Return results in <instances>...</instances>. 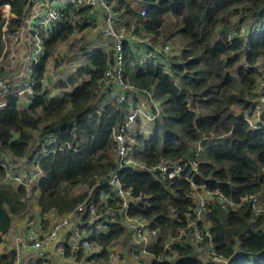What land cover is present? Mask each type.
Returning <instances> with one entry per match:
<instances>
[{
    "label": "trees",
    "instance_id": "obj_1",
    "mask_svg": "<svg viewBox=\"0 0 264 264\" xmlns=\"http://www.w3.org/2000/svg\"><path fill=\"white\" fill-rule=\"evenodd\" d=\"M110 1L116 2L123 26L140 27L139 31L157 38H165L170 30V37H182L184 43L182 54L170 59V74L154 60L139 67L130 45L124 49L125 80L153 89L162 107L149 124L151 135L141 133L140 119L133 128L134 158L145 167H127L120 173L124 188L134 195L129 213L149 219L161 230L152 252L176 253L175 259L153 260L151 264H264V215H253L249 204L228 210L218 201L209 203L207 221L215 246L212 258L196 259L189 242L163 252L169 236L178 235L189 223L195 206L193 185L219 189L235 200L247 194L264 196V121L254 128L250 120L255 88L264 76V32L249 44L227 37L233 17L250 15L254 22L262 20L264 0ZM30 4L31 0H0V58L6 40L25 26ZM5 5L10 6L9 18L4 16ZM145 8L147 14L142 16ZM85 10L89 14L88 9L82 14L86 15ZM170 20L172 29L166 25ZM45 31V55L32 72L39 81L31 103L23 106L18 96L21 87H14L4 93L7 104L0 110V161L3 153L29 165L40 159L37 187L42 193L32 197L24 185L3 182L5 171L0 165V241L12 229L14 217L25 215L33 200L42 216L52 212L63 215L88 195L80 188L83 185L91 188L100 182L99 194L112 191L106 181L116 166L114 131L127 113L126 106L106 96L102 87L106 69L110 62L115 63L114 51L111 48L108 54L103 47L91 51L83 47L85 65L60 85L65 91L57 96L40 80L49 59L69 40L75 26L66 22ZM51 133L58 134V141L48 146L55 151L43 155L42 139ZM162 158L180 162L181 175L163 179L154 168ZM119 202L109 199L107 206L99 209L105 211ZM124 231L117 221L109 224L108 231L95 233L92 240L102 244L107 257L105 248ZM16 256V248L0 253V264H15ZM66 256L80 261L84 251L72 254L67 248Z\"/></svg>",
    "mask_w": 264,
    "mask_h": 264
},
{
    "label": "built area",
    "instance_id": "obj_2",
    "mask_svg": "<svg viewBox=\"0 0 264 264\" xmlns=\"http://www.w3.org/2000/svg\"><path fill=\"white\" fill-rule=\"evenodd\" d=\"M8 8V6L5 5ZM80 9H88L89 13L98 19L101 13L103 15L104 25L102 27L101 36L112 45L115 54V63L110 65L105 71L102 79V87L108 97L116 100L120 105L127 108L126 118L119 128L114 131V139L116 143V166L110 173L108 181L111 186V193H98L100 182L88 188V195L81 201L76 208L66 214L60 215L55 213L51 227L44 232L30 228L26 234L16 239V261L15 264H21L22 252L26 249H33L41 260L51 258L52 251L66 256V249H70L71 253L79 250L84 251V258L92 261H101V264H119V260L114 262L115 246L113 243L118 241L120 237L114 240L105 249L107 257L103 256L104 247L97 241L92 240L95 233L108 231V226L117 218L121 219L122 226L132 237V244L135 245L137 260H145L138 264H151L153 260L170 259V255L152 252L151 249L159 243L161 230L154 227L153 222L142 216H133L129 213L130 203L134 200L131 189L124 188L120 173L127 167L140 166L145 167L143 163L135 160L133 153L132 132L134 125L140 119L143 122L141 133L151 135L152 130L149 124L154 121L161 112V104L156 99L154 90L140 88L125 80L124 61L125 45L128 44L132 48L136 65L145 67L151 61L163 64L165 72L170 74V59L180 56L178 50L171 43L162 38L156 41L150 35H138L133 28H127L121 23V12L115 1L110 0H31L26 14V24L10 40H6L4 55L0 58V110L7 104L5 92H10L14 87L23 84L24 87L18 91L20 98L33 96L35 93V85L38 79L33 76L34 66L45 55V43L41 35L43 30H51L60 24L72 22L75 31L79 29L74 20L75 15ZM148 9H142L141 15L145 16ZM4 13L6 18L11 16ZM80 16V15H79ZM81 16L85 17V14ZM99 20V19H98ZM264 32V18L259 22H253L252 17L240 19L235 27L227 28V35L230 38H240L245 44H249L253 37ZM105 41V43H106ZM9 43L12 48L17 46L15 50H11L8 54ZM104 48L109 54L111 49L102 43H95L88 47L86 51L92 49ZM8 54V63H6V55ZM17 61L20 65L16 66ZM85 65L82 61H75L70 64V72H75L78 68ZM28 73L29 76H25ZM27 77L25 81L24 78ZM61 78L60 75H57ZM52 75L48 70L40 80L43 87H52ZM257 97L255 99L253 117L250 119L254 128L261 126L264 121V76L261 77L255 88ZM42 141L44 148L43 155H48L55 151V148H48L58 141V134L51 133L45 136ZM64 146L67 143L63 144ZM47 146V147H46ZM40 159L34 163V169L28 170V163H19L11 160L6 154H2L0 165L4 169L5 174L2 178L6 184L13 186L24 185L28 190L38 186L41 178ZM161 173L163 179H172L180 176L183 166L180 162H172L164 158L158 165L154 166ZM192 199L195 204L192 216L187 227L181 230L178 235L169 236L163 252L171 251L172 246L178 244L192 243L196 254V259L203 260L199 255L200 249H209L211 256H214L215 246L213 243V234L211 232V223L207 221L209 213V203L216 198L224 209L236 210L243 204H249L253 215H264V196L262 194H247L242 196L240 200L229 197L219 189L209 190L205 186L193 185ZM109 199L120 200L115 207H107L105 211L99 208L106 205ZM138 200V199H136ZM54 213V212H52ZM88 216L86 220H79L81 217ZM68 230V238H65V232ZM72 232V235H71ZM128 244L130 254L131 248ZM174 253V251H171ZM67 257V256H66ZM72 257V256H71ZM221 262H225L222 257H215Z\"/></svg>",
    "mask_w": 264,
    "mask_h": 264
},
{
    "label": "rangeland",
    "instance_id": "obj_3",
    "mask_svg": "<svg viewBox=\"0 0 264 264\" xmlns=\"http://www.w3.org/2000/svg\"><path fill=\"white\" fill-rule=\"evenodd\" d=\"M136 6L138 7V5H136ZM2 9H3V12L6 13V15H8V11H7L8 8L4 6ZM82 10L83 9H80L74 17V20L77 23V26L80 25V27L78 26L79 29L77 31H75L70 36L68 41H66V42H64L58 46L56 53L54 54V56L52 58L49 59V62H48V70L51 73L52 77H55V78H52V81H51L52 87H49V89H51L52 93L54 95H57V96L61 95V93L63 91H65L62 88V86H60V85H62L63 82H66L68 77H70V75H72L76 72V71L73 73L69 72L70 71V64L75 62V61H82L83 63H85L83 57L81 56V49H83V47L88 48V47H91L95 43H102V45H106V43H107V45L109 46V49L112 48L111 43H109V41L107 42L105 40V38L103 36H101V31H102L101 29L104 25L103 15L101 13H99L100 14L98 16L99 20L96 18L91 20L88 18V11H86V10H85L86 11L85 17L81 16ZM250 17H251L250 15H247V16L246 15H239V16L233 17L234 22L229 24L228 28L235 27L237 22L240 19L250 18ZM168 24L170 26L168 28L172 29L174 22L172 20H170V23L168 21L166 22V25H168ZM133 28L136 30L138 35L147 36V34H144V32L139 31L140 27H133ZM219 29H221V27H219ZM43 31L41 32L42 37H44L46 34V31L45 32H43ZM227 37H228V35H227ZM162 39L169 41L171 43V45L178 50L179 55L182 54V52L184 50V43H183L182 37H178V36L170 37V30H169V31H167V33H165V38H162ZM228 39L231 40L232 38L228 37ZM8 40H10V38H8ZM153 40L156 41L157 36H153ZM105 41H106V43H105ZM16 48H17V46H14L12 48V43H9L8 54L10 53L11 50H15ZM8 54L6 55V63H8V59H7ZM19 65H20V61H17L16 66H19ZM63 66H66L67 68L63 67ZM59 72L60 73L63 72V73H67V74L65 75L64 78H58L57 75ZM0 74L3 75V72H0ZM25 76H29V74L26 73ZM24 80L26 81L27 77H25ZM46 88H48V87H46ZM22 99L23 98H21V100ZM31 101L32 100L28 101L26 105H29L31 103ZM26 169L31 171L34 169V165L28 164ZM80 188L84 189V190H88V187L85 185L81 186ZM28 191H33V188L28 190ZM211 201H218V200L216 198H214ZM33 202H36V201L33 200ZM31 207L35 208L34 204H32ZM31 213H34V212L31 211ZM30 217L34 218V216H30ZM117 221L121 222V219L117 218L116 221H114L112 223H115ZM132 240L133 239H132L131 235L127 231H124L122 233V235L120 236V239L118 241H116L115 243H113V245L111 247L113 249L115 246V257L113 260L114 262L118 261V259H121V258H125L127 261V264H138V263H143L145 261V260H137L136 259L135 256L137 253L135 252V248H134L135 245L132 244ZM130 243H131V245H129V246L131 248V251L129 254V258H128L126 256V254L129 251L128 244H130ZM116 245H118L117 248H116ZM122 245H123V247H125V253L122 251L116 250V249H124V248H121ZM0 249H3V252H7V251L9 252L11 250V249H8V247H6V245H4V247H3L2 244L0 245ZM0 251H2V250H0ZM198 253L203 260H205V259L208 260V259L212 258L209 249H200L198 251ZM119 255H120V257H119ZM169 258L175 259L176 253L175 252L171 253ZM216 260H218V259H216ZM70 263H71L70 260L55 259V260L49 261L48 264H70ZM82 264H96V260L90 261L88 263H82Z\"/></svg>",
    "mask_w": 264,
    "mask_h": 264
},
{
    "label": "crops",
    "instance_id": "obj_4",
    "mask_svg": "<svg viewBox=\"0 0 264 264\" xmlns=\"http://www.w3.org/2000/svg\"><path fill=\"white\" fill-rule=\"evenodd\" d=\"M8 6V9L10 11V6ZM88 18L93 20L94 19V15L89 13L88 14ZM66 67V66H63ZM67 68V67H66ZM70 72V71H69ZM71 73V72H70ZM67 73H58V75L61 76V78H64L65 75ZM55 78V77H53ZM23 86V84L17 86V87H21ZM24 87H21V89ZM23 99L21 100V104L23 106H25L27 104L28 101H30V96L27 97H22ZM42 191L40 190V188H38L36 186L35 190L33 191H29L28 195L32 196V197H39L41 195ZM34 204L35 208H32L31 205ZM31 211H33L34 213H31ZM55 213H48L47 215L42 216L41 215V210L40 207L37 206L36 202H31L28 211L25 215L23 216H15L13 219V226L12 229L10 230L9 233H7L6 235L3 236V240L0 241V245L2 244L3 247L4 245H6V247H8V249H12V248H16V239L17 237H22L26 234V232L30 229V228H34L37 231H47L52 224L53 221V215ZM30 216H34V218H31ZM79 220H83V217H81ZM68 230L65 232V238H68L67 235ZM72 235V232H71ZM118 245H116L117 248ZM121 248L124 249H116L119 251H122L125 253V247H123V245L121 246ZM2 251H0V253H3V249H0ZM120 257V255H119ZM129 258V254L127 256ZM55 259H65V260H70V264H82V263H88L90 262L89 260L85 259L84 257L79 261L76 260V258L74 257H66V256H62L58 253H56L54 250L52 251V255L50 259L47 260H41L38 258V256L36 255V251L33 249H26L23 250L22 252V258H21V264H38L40 262H43V264H48L49 261L51 260H55ZM93 261V260H92ZM119 264H127V261L125 258H121L120 261H118ZM101 261L96 260V264H101Z\"/></svg>",
    "mask_w": 264,
    "mask_h": 264
}]
</instances>
